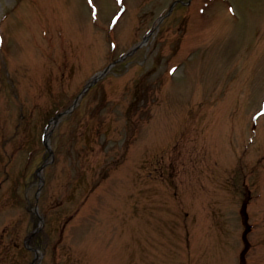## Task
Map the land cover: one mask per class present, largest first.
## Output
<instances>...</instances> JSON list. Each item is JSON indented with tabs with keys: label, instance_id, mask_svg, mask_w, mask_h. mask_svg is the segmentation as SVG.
<instances>
[{
	"label": "rangeland",
	"instance_id": "1",
	"mask_svg": "<svg viewBox=\"0 0 264 264\" xmlns=\"http://www.w3.org/2000/svg\"><path fill=\"white\" fill-rule=\"evenodd\" d=\"M35 205L74 262L264 264V0H0L6 260Z\"/></svg>",
	"mask_w": 264,
	"mask_h": 264
},
{
	"label": "flooded vegetation",
	"instance_id": "2",
	"mask_svg": "<svg viewBox=\"0 0 264 264\" xmlns=\"http://www.w3.org/2000/svg\"><path fill=\"white\" fill-rule=\"evenodd\" d=\"M28 242V244H26ZM18 252V255H13L9 259L6 258V253L8 252L7 248L0 247V264H92L90 261L86 262H74V256L68 253L67 256H62V260H59V247H46L43 245V242L38 239V235L28 237L27 240H24V245L22 247H15ZM32 254L31 258H28V255ZM56 256H55V255ZM4 261H1L3 260ZM26 259V260H25ZM46 261L44 262V260ZM9 260V261H8Z\"/></svg>",
	"mask_w": 264,
	"mask_h": 264
},
{
	"label": "water",
	"instance_id": "3",
	"mask_svg": "<svg viewBox=\"0 0 264 264\" xmlns=\"http://www.w3.org/2000/svg\"><path fill=\"white\" fill-rule=\"evenodd\" d=\"M60 115H61V114L56 115V117L53 119V121L55 122V121L57 120V118H58ZM46 140H47V139H45V142L47 143Z\"/></svg>",
	"mask_w": 264,
	"mask_h": 264
}]
</instances>
